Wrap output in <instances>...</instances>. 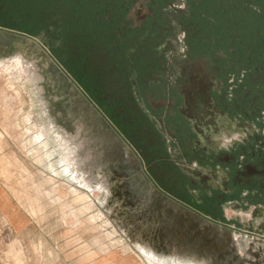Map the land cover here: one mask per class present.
Returning <instances> with one entry per match:
<instances>
[{
  "label": "flooded vegetation",
  "instance_id": "1",
  "mask_svg": "<svg viewBox=\"0 0 264 264\" xmlns=\"http://www.w3.org/2000/svg\"><path fill=\"white\" fill-rule=\"evenodd\" d=\"M80 2L44 5L30 35L4 25L15 16V0H0V31L57 37L56 43L41 42L56 68L52 73H65L114 128L105 113L123 116L133 145L150 142L148 154L139 153L115 128L161 194L224 229L264 231V0H89L100 7L94 16L106 21L111 40L107 48L102 41L89 45L91 69L110 67L99 71L93 87L98 97L81 88L54 55L58 51L65 63L61 51L68 44L73 48L76 37L81 40L82 31L69 42L61 33L63 20L77 22ZM104 11L111 17H101ZM50 19L60 28L46 26ZM220 28H226L224 39ZM145 60H150L146 71L139 66ZM107 76L123 81L121 90L110 82L117 86L114 99L107 97ZM117 103H123L121 112ZM228 209L242 212L229 218Z\"/></svg>",
  "mask_w": 264,
  "mask_h": 264
},
{
  "label": "rangeland",
  "instance_id": "2",
  "mask_svg": "<svg viewBox=\"0 0 264 264\" xmlns=\"http://www.w3.org/2000/svg\"><path fill=\"white\" fill-rule=\"evenodd\" d=\"M52 1L15 0V16L7 18L4 25L32 35L41 20L43 6ZM68 2L71 0H65ZM97 9L101 11L89 0L75 5L77 22L62 21L61 33L66 42L76 31H83L79 32L82 42L86 36L89 39L100 36L99 26L92 20ZM70 11L67 8L66 14ZM101 17L110 18V11H104ZM52 21L50 19L46 26L56 27L57 21ZM196 22L208 34L213 33L206 22ZM249 23L248 27L255 24L254 21ZM218 32L221 39L226 37V28ZM250 35L243 39L249 40ZM38 39L45 44L56 43L57 37ZM79 39L76 37L73 47L75 57L69 56L68 44L67 51H61L67 54L65 63L57 59L71 76L64 64L74 70L76 77H73L81 88L98 97L93 87L99 82L100 74L110 67L85 72L84 46ZM104 46L107 48L106 44ZM96 48H100L99 45ZM18 49L19 52L11 49L4 56L0 53V191L8 196L13 209L6 216L18 229L15 231L0 214L2 264H97V260L103 261L98 264L110 260L113 264H225L234 260L236 246L241 264H264V246L258 245L264 244V231L260 232L258 226L251 234L247 230L232 231L244 243L238 241L235 246L232 235L162 198L132 200L131 196L137 192L130 191L125 182L116 180L111 172V164L118 159L121 148L100 125L97 127L91 115L80 113L78 103L67 99L61 82L57 84L41 55L21 51L22 47ZM113 60L109 59L108 63ZM139 66L148 70L150 60ZM109 80L104 82L107 97L114 99L113 91L117 86L112 87L110 82L121 90L123 81L113 76ZM93 100L103 108L102 103ZM117 104L121 112L123 103ZM105 115L133 145L122 118L118 117V125L113 116ZM130 131L136 140L135 133ZM137 133L143 137L142 130ZM94 141L97 151L93 148L95 144L89 145ZM149 145L148 141V144L133 147L139 153L148 154ZM239 213L232 209L226 211L229 218ZM257 222L260 224L259 220ZM191 229L194 232L189 234ZM254 242L255 247L251 249Z\"/></svg>",
  "mask_w": 264,
  "mask_h": 264
},
{
  "label": "water",
  "instance_id": "3",
  "mask_svg": "<svg viewBox=\"0 0 264 264\" xmlns=\"http://www.w3.org/2000/svg\"><path fill=\"white\" fill-rule=\"evenodd\" d=\"M7 43H10V48H7ZM41 41L38 38L35 37H29L25 35H19V34H11L7 32L0 31V53L4 56L11 51V49L17 50L19 52V47H22L21 51L28 50V51H35L39 55L43 57L44 60H46L49 64V67L51 71L56 72V68L54 65L50 64L52 61L49 58L48 54L43 51L41 47ZM5 46V48H3ZM59 69V68H58ZM60 70V69H59ZM58 70V71H59ZM61 71V70H60ZM59 71V72H60ZM53 72V73H55ZM57 73V72H56ZM55 81L61 84L62 89H65V93L68 95L67 99H69L72 103H78L80 108V113H83L85 116L88 113L89 115L94 118L96 121L97 127L100 128L102 131H105V133L112 139L113 143L119 146L122 150L118 154V159L113 160L111 164V172L114 174L112 175L116 180L123 181L127 185V187L130 189V191L137 192V194H133L131 196L132 200L139 201L142 198H144L146 201L152 199L153 196H157L158 198H162L174 205H176L179 209L182 211L188 213L189 215L195 217L196 219H199L202 222L207 223L208 225L215 227L222 232L226 234H230L233 236L235 246L237 242H241L239 238L235 237L233 235V232L224 228H221L215 224L209 223L206 219L199 216L198 214L182 207L181 205L177 204L176 202L172 201L168 197L161 194L154 185L150 182V180L147 178L143 171L142 164L140 160L138 159L137 155L131 150V148L128 146V144L124 141L122 136L117 132V130L107 121L106 118H104L92 105V103L87 99V97L81 92L79 88L72 82V80L62 71L54 76ZM70 102V103H71ZM100 125V126H99ZM95 144V145H94ZM90 146L97 148V142L94 141L93 143L89 144ZM105 148H102L101 151L104 152ZM97 151V149H96ZM97 155V152L95 153ZM103 155V154H102ZM195 229V228H193ZM191 229L189 231V234H192L194 231ZM135 237V235H133ZM241 237V235H240ZM135 239V238H134ZM244 244V243H243ZM255 242L253 243L251 249L255 247ZM264 246V244H258ZM182 252H180L181 254ZM186 253V252H184ZM189 253V252H188ZM251 255H253V251H249ZM190 254V253H189ZM235 257L233 258V261H227L225 264H241V258L238 257V248L236 246L235 251ZM193 256V255H191ZM197 256V255H194ZM199 257V256H197ZM254 257V256H253ZM200 258V257H199ZM204 258V257H201ZM200 258V259H201ZM205 259V258H204ZM209 263V262H208Z\"/></svg>",
  "mask_w": 264,
  "mask_h": 264
},
{
  "label": "trees",
  "instance_id": "4",
  "mask_svg": "<svg viewBox=\"0 0 264 264\" xmlns=\"http://www.w3.org/2000/svg\"><path fill=\"white\" fill-rule=\"evenodd\" d=\"M87 8H88V6H87ZM92 20H94V21H96V23L98 24V26H99V30H97L99 33H100V36H97V37H92L91 39H89V37L88 36H86L85 37V40H83V42L85 43L83 46H84V53H82V55H83V57H84V61H85V67H83L84 69H85V72L87 71V70H89V69H91V55H92V50L90 49V42H91V44L93 43V41L95 42V41H98V42H100V41H102V42H104V44H106V45H108V44H110V37H108L107 36V34H106V31H108V29H107V23H106V21L105 20H99V19H96L95 18V16L92 18ZM83 32V31H82ZM70 50V53L71 54H69V56L72 58V57H75L74 55H76V51L73 49V48H70L69 49ZM54 55L56 56V57H60L59 55V53H58V51H54ZM67 66V65H66ZM67 68H68V70L71 72V74L73 75V76H75V74H74V70H72L70 67H68L67 66ZM76 77V76H75ZM77 79H79V78H77ZM116 108H117V106H116ZM109 116H113V118H114V120H115V122H117V124L119 125V119H118V116L116 115L115 116V113H111V114H108ZM120 118H123V116L122 117H120ZM122 122V121H121Z\"/></svg>",
  "mask_w": 264,
  "mask_h": 264
},
{
  "label": "crops",
  "instance_id": "5",
  "mask_svg": "<svg viewBox=\"0 0 264 264\" xmlns=\"http://www.w3.org/2000/svg\"><path fill=\"white\" fill-rule=\"evenodd\" d=\"M7 195L5 193H3V191H0V214L2 215V217L5 219V221L15 229V231L18 232L17 226L13 224L12 221L9 220V218H7L6 215H8L7 213L10 214L11 211H13V209L10 206V201L7 199ZM6 213V214H5ZM123 260V259H122ZM98 261V262H97ZM97 264L102 260H97ZM114 261L110 260L109 262H106L104 264H113ZM0 264H2L1 260H0Z\"/></svg>",
  "mask_w": 264,
  "mask_h": 264
}]
</instances>
